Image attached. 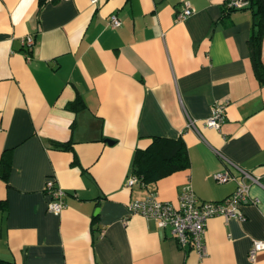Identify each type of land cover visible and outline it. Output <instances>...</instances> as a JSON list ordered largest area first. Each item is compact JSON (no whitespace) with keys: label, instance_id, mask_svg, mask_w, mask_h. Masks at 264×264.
Wrapping results in <instances>:
<instances>
[{"label":"crops","instance_id":"1","mask_svg":"<svg viewBox=\"0 0 264 264\" xmlns=\"http://www.w3.org/2000/svg\"><path fill=\"white\" fill-rule=\"evenodd\" d=\"M226 0H0V258L14 264H264V84L253 72L247 6ZM187 2L192 13L176 12ZM121 20L108 25L110 13ZM32 38L31 45L24 43ZM264 60V39L261 45ZM79 98L82 106L68 105ZM225 103L219 129L202 120ZM197 130L187 129V119ZM153 136L182 138L189 165L129 184L134 151ZM105 138L112 139L111 143ZM57 142H70L64 150ZM220 154L258 177L243 220L206 221L205 254L127 204L154 192L174 201L189 185L220 200L237 176ZM65 191L58 214L45 183Z\"/></svg>","mask_w":264,"mask_h":264},{"label":"built area","instance_id":"2","mask_svg":"<svg viewBox=\"0 0 264 264\" xmlns=\"http://www.w3.org/2000/svg\"><path fill=\"white\" fill-rule=\"evenodd\" d=\"M99 0H90L96 4ZM249 4L248 0H226V9L242 8ZM192 13V8L185 2L184 6L176 12V19L184 20ZM121 20L116 13L108 16V25L118 27ZM31 45L32 38L27 37L23 41ZM225 117V103L216 101L212 104L210 113L202 120L205 127L219 129ZM187 129L197 130L196 121L188 117ZM230 166L238 171L235 176L226 170L217 171L214 178L219 183H225L231 179L235 180L234 190L220 200H199L189 185H185L177 195L176 200H162L154 192H151L143 199L128 202L127 207L130 214H139L156 221L160 228H168L171 237L180 246H188L198 255L205 254L204 232L206 221L215 215L226 218H236L243 220L245 215L239 210L240 205L245 203H256L257 198L252 197L249 188L252 183H258V177L236 165L234 162L220 154ZM139 183L138 178L132 175L129 184ZM45 190L50 195L47 209L58 214L63 208V197L65 191L55 185L53 179H48L45 183ZM264 250V238L254 239L248 249V257L253 260L257 252Z\"/></svg>","mask_w":264,"mask_h":264},{"label":"trees","instance_id":"3","mask_svg":"<svg viewBox=\"0 0 264 264\" xmlns=\"http://www.w3.org/2000/svg\"><path fill=\"white\" fill-rule=\"evenodd\" d=\"M45 0H39L42 4ZM248 7L252 10L253 30L248 39L251 65L254 74L264 84V60L261 57L262 39H264V0H248ZM82 106L78 97L68 107L77 108ZM60 149H71L70 142H57ZM9 154L4 151L0 158V173L7 180L9 169ZM189 160L186 146L182 138H167L153 136L146 148H137L134 151L131 174L138 178L140 184H150L173 172L184 170L188 167ZM0 264H14L11 261L0 258Z\"/></svg>","mask_w":264,"mask_h":264},{"label":"water","instance_id":"4","mask_svg":"<svg viewBox=\"0 0 264 264\" xmlns=\"http://www.w3.org/2000/svg\"><path fill=\"white\" fill-rule=\"evenodd\" d=\"M105 141H107L108 143H111V142H112V139H110V138H105Z\"/></svg>","mask_w":264,"mask_h":264}]
</instances>
